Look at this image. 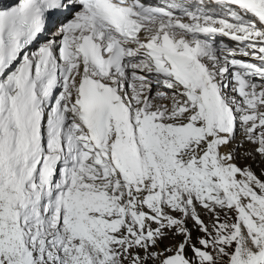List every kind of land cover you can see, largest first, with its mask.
Wrapping results in <instances>:
<instances>
[{"label": "snow or ice", "instance_id": "obj_1", "mask_svg": "<svg viewBox=\"0 0 264 264\" xmlns=\"http://www.w3.org/2000/svg\"><path fill=\"white\" fill-rule=\"evenodd\" d=\"M257 157L264 0L0 8V264H264Z\"/></svg>", "mask_w": 264, "mask_h": 264}, {"label": "rangeland", "instance_id": "obj_2", "mask_svg": "<svg viewBox=\"0 0 264 264\" xmlns=\"http://www.w3.org/2000/svg\"><path fill=\"white\" fill-rule=\"evenodd\" d=\"M238 139H239V137H238ZM248 148H250L251 149V146L250 145H247V144H245ZM240 154H241V156H243V154H244V151L242 150V148H241V150H240ZM240 163H241V165H245V164H250V165H252V167L257 171V173H259V171H260V168L261 167H264V164H260V161H259V157H257V159H256V161H252L251 159H247V160H241L240 161ZM259 165V166H258ZM165 244H168L169 242L168 241H165L164 242Z\"/></svg>", "mask_w": 264, "mask_h": 264}, {"label": "bare ground", "instance_id": "obj_3", "mask_svg": "<svg viewBox=\"0 0 264 264\" xmlns=\"http://www.w3.org/2000/svg\"><path fill=\"white\" fill-rule=\"evenodd\" d=\"M237 143H240V140L239 139L237 140ZM242 150L245 152V151L250 150V148H248L246 145H244V147L242 148Z\"/></svg>", "mask_w": 264, "mask_h": 264}]
</instances>
